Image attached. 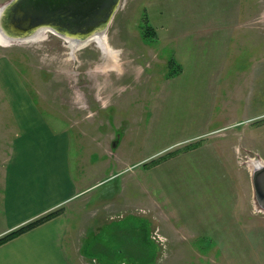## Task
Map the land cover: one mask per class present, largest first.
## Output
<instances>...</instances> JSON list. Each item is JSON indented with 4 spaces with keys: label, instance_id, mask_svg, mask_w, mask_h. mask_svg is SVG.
<instances>
[{
    "label": "rangeland",
    "instance_id": "obj_1",
    "mask_svg": "<svg viewBox=\"0 0 264 264\" xmlns=\"http://www.w3.org/2000/svg\"><path fill=\"white\" fill-rule=\"evenodd\" d=\"M1 35L0 162L21 92L68 136L78 194L48 212L75 264H264V0H121L98 35L113 57L94 39ZM128 219L146 224L148 258L91 241Z\"/></svg>",
    "mask_w": 264,
    "mask_h": 264
},
{
    "label": "crops",
    "instance_id": "obj_2",
    "mask_svg": "<svg viewBox=\"0 0 264 264\" xmlns=\"http://www.w3.org/2000/svg\"><path fill=\"white\" fill-rule=\"evenodd\" d=\"M7 100L15 131L0 162V235L63 210L78 194L67 134L21 92L8 91ZM67 227L57 215L9 238L0 243V264H75L65 246Z\"/></svg>",
    "mask_w": 264,
    "mask_h": 264
},
{
    "label": "water",
    "instance_id": "obj_3",
    "mask_svg": "<svg viewBox=\"0 0 264 264\" xmlns=\"http://www.w3.org/2000/svg\"><path fill=\"white\" fill-rule=\"evenodd\" d=\"M121 0H10L0 7V24L8 41L28 39L36 29H45L75 45L104 32ZM254 192L264 210V165L252 171Z\"/></svg>",
    "mask_w": 264,
    "mask_h": 264
},
{
    "label": "trees",
    "instance_id": "obj_4",
    "mask_svg": "<svg viewBox=\"0 0 264 264\" xmlns=\"http://www.w3.org/2000/svg\"><path fill=\"white\" fill-rule=\"evenodd\" d=\"M150 29H151V27L149 28V30ZM151 35H153V34H151ZM178 69L179 68H176L174 71L175 72L179 71ZM57 212H58V210H57ZM55 214H56V210L48 212V213L44 214L43 216H40L39 218H37V219H35L33 221H30V222H28V223L16 228L15 230H13V231L5 234L4 236L0 237V243L8 240L9 238H11V237H13V236H15V235H17L19 233L24 232L25 230L33 227L34 225H37L40 222H43L46 219H49V218L53 217ZM115 225H116V227H117V229H118V231L120 233V234L117 235V239H118L117 241H112L111 240V235L106 237L104 232H102L101 235L99 234L100 236L96 235L91 241L99 243L100 249L102 248L103 250L107 249L108 246H112V245H115L116 243H118V244H120L122 246V248H120L121 251L124 248L126 249L125 253H124L125 256L128 255L126 252L130 253V250H128V248H127V247H129L128 245H130L131 243H134V241H136V243H138L137 246L148 247V249L144 250L143 253H142V255H144V257H146V253H147L148 257L151 255L153 245L151 244V241L148 240V238L146 240L147 229L145 227L146 224L144 222L134 221V220L128 219L126 221L125 220L124 221H120V222L116 223ZM135 230L140 231V233L143 234L142 238L138 237L139 240H138L137 237H135L136 236L134 234ZM97 239H101V240L105 241V243L101 242V241H99ZM119 239H120V241H119ZM100 249H98V250H100ZM84 252H85V254L93 255L89 251V246H87L84 249ZM98 254H103V253H102V251H100ZM130 254H132V253H130ZM138 255H141V253L139 252ZM138 257H140V256H135V258H138ZM144 257H143V259L148 258V257H146V258H144Z\"/></svg>",
    "mask_w": 264,
    "mask_h": 264
},
{
    "label": "bare ground",
    "instance_id": "obj_5",
    "mask_svg": "<svg viewBox=\"0 0 264 264\" xmlns=\"http://www.w3.org/2000/svg\"><path fill=\"white\" fill-rule=\"evenodd\" d=\"M1 26H2L1 28L4 30V29H5V25H4V24H1ZM39 31L42 32V31H47V30H45V29H40V28H39V29H36V30H34V31L30 34V36L28 37V39L33 38V36H35ZM4 32H5V30H4ZM101 34H103V32H102ZM101 34H98V35H101ZM0 35H1V33H0ZM98 35H97V34L92 35V36H90L89 38H87L86 40H87V41H90L91 39L96 40V41L98 42V44L102 46L103 51H104V52H108V53H110V54L112 55V57H113V54H114L113 52H114V51H112V49L107 45V43H102ZM1 36L3 37L1 40H8V37H9V36H4V35H1ZM0 38H1V37H0ZM71 40H72V39H71ZM87 41H86V42H87ZM76 46H78V43H77Z\"/></svg>",
    "mask_w": 264,
    "mask_h": 264
},
{
    "label": "flooded vegetation",
    "instance_id": "obj_6",
    "mask_svg": "<svg viewBox=\"0 0 264 264\" xmlns=\"http://www.w3.org/2000/svg\"><path fill=\"white\" fill-rule=\"evenodd\" d=\"M3 38V37H2Z\"/></svg>",
    "mask_w": 264,
    "mask_h": 264
}]
</instances>
